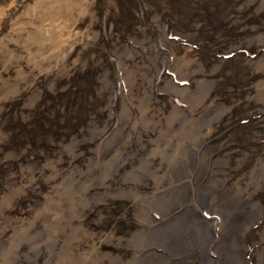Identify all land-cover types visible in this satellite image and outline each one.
Returning <instances> with one entry per match:
<instances>
[{
  "label": "rangeland",
  "instance_id": "rangeland-1",
  "mask_svg": "<svg viewBox=\"0 0 264 264\" xmlns=\"http://www.w3.org/2000/svg\"><path fill=\"white\" fill-rule=\"evenodd\" d=\"M36 1L0 0V264L11 237L18 245L10 264H60L63 235L49 245L48 208L70 174L83 186L96 177L98 150L102 163L114 164L92 190L77 185L71 194L85 197L80 217L92 228L100 223L90 230L100 232L96 242L111 227L120 232L104 242L105 256H92L94 264L130 259L126 239L138 225L132 188L143 182L146 190L149 169L161 164L153 159L139 168L138 161L151 157L157 127L168 122L209 127L205 142L222 162L206 168L199 183L238 178L241 193L219 182L212 196L234 194L245 211L256 206L243 231V255L264 264V0H88L72 29L59 34L58 47L51 43L56 28L40 21V8L28 10ZM170 133L182 137L181 129ZM89 167L94 171L83 179ZM22 233L39 249L19 242ZM214 236H221L218 228ZM83 240L71 241L73 253L86 251ZM209 248L210 264H219ZM188 259L200 264L199 251L190 249Z\"/></svg>",
  "mask_w": 264,
  "mask_h": 264
},
{
  "label": "bare ground",
  "instance_id": "bare-ground-1",
  "mask_svg": "<svg viewBox=\"0 0 264 264\" xmlns=\"http://www.w3.org/2000/svg\"><path fill=\"white\" fill-rule=\"evenodd\" d=\"M88 5V0H37L34 6H30L28 10L32 9L33 12L37 7L40 8V21H48L51 31L56 28L54 32L58 35L51 43L52 46L58 47L61 44L56 41L60 38L59 34H62L64 30L69 31V28L72 29L75 17L83 15ZM64 8H68L69 13H64ZM60 23H63V26L59 27ZM39 39L42 38L37 40ZM38 43L41 44L42 41L39 40ZM135 126L132 125V136L134 135L135 140L138 141L140 134L135 130ZM172 126L169 122L165 126L159 124L157 127L158 136L153 140L155 146L152 148L153 151L151 150V157L139 158V168L149 167L154 163L153 159L154 161L159 159L160 162H158L161 164L157 170L149 169L150 181L147 183L146 190L140 186L143 182L132 188V197L136 201V208L134 207L133 211L138 225L132 229V236L126 239L132 249V257L122 264H189L190 249L199 251L200 264H210L212 258L209 251L212 249L209 246L211 245L214 246L213 251L219 264H249L243 255L245 249L242 238L246 223L256 212V206H251L249 211H245L243 206L238 208L236 202L233 203L234 194L229 196L220 193L212 196V192L219 182L226 185L230 183L235 186V192L241 193V183L238 178L230 177L226 180L225 177L220 179L219 175H215L214 177L209 176L199 183L206 168H213L222 162V159L212 157L213 150L205 142V131L209 127L205 130L202 125L198 124L186 125L181 128ZM180 129L182 137L180 139L172 137L170 132H177ZM193 134H196V137H191ZM111 142L109 140V143ZM202 145L204 147L201 148ZM153 152L154 155H152ZM107 153L108 150L105 148L104 155ZM102 154L103 151L98 150L97 160L94 163L100 167V171L94 174L96 177L92 176L89 180H85V186L80 185L79 180L70 174L73 177L72 181L59 183L56 187L58 199L55 200L53 206L48 208L53 213V218L44 222V228L47 229L49 245H55L56 238L60 237V234L63 235L64 245L61 247L64 249L60 264H72V262L74 264H94L95 260L92 259V256L97 255L101 258L105 256L103 254L105 246L109 251L110 247L104 246V242H110L117 237V234H120L116 226L115 228L111 227L96 242L94 236L100 235V232L94 234L90 233V230L99 229L100 223L92 228L90 220H83L79 213L81 211L80 204L83 203L85 197L81 199V195L73 196L71 194V190L74 191L77 185H79L80 191L85 193L92 190L91 187L96 185L98 180L103 179L105 170L114 162L111 164L102 163ZM113 157H116V154ZM259 170H264L262 164H260ZM93 171L94 169L89 167L81 177L84 179ZM136 177L137 173L132 171V179ZM6 198L4 197L3 200ZM63 200L68 202L64 203L66 207L61 206ZM207 212L211 215L210 219L203 214ZM88 217H92V214H89ZM216 228L221 232L218 239L214 236ZM11 238L10 245L6 248L4 264H10L12 258L15 257L13 253L16 252L18 241H16L17 237ZM81 239H84L83 241L89 247L85 252L73 253L74 248H71V241ZM18 240L21 243H26L32 252L39 249L40 242L37 243L33 236L22 233ZM90 242L92 243L90 244ZM119 254H122L121 251ZM259 259H264V249L259 253Z\"/></svg>",
  "mask_w": 264,
  "mask_h": 264
}]
</instances>
